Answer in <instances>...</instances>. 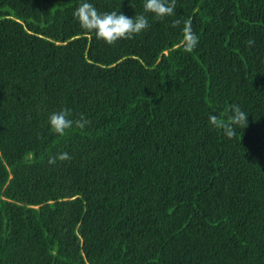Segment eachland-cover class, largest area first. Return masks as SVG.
I'll return each instance as SVG.
<instances>
[{"label":"trees","instance_id":"16d2710c","mask_svg":"<svg viewBox=\"0 0 264 264\" xmlns=\"http://www.w3.org/2000/svg\"><path fill=\"white\" fill-rule=\"evenodd\" d=\"M88 2L149 27L108 45L80 0H0V264H264V0ZM64 108L90 124L54 133Z\"/></svg>","mask_w":264,"mask_h":264},{"label":"clouds","instance_id":"9594fccd","mask_svg":"<svg viewBox=\"0 0 264 264\" xmlns=\"http://www.w3.org/2000/svg\"><path fill=\"white\" fill-rule=\"evenodd\" d=\"M177 0H144V13L153 14L157 19H164L175 14ZM73 18L79 23L82 30L94 33L98 40H103L108 45H113L120 39H132L135 35L147 30L149 20L145 14H139L134 17H127L121 12H99L88 0H80V3L73 11ZM172 27L181 25V20L176 19L171 22ZM182 31L181 47L186 52H192L198 42L199 37L192 30L191 21H184ZM254 40L249 39L247 46L251 47ZM226 119L211 114L208 117L209 124L216 130L231 138L235 135V127H245L247 124V113L241 110L239 105L226 106ZM72 113L69 109L64 108L58 112H52L48 116V123L51 130L63 136L66 130L73 127L83 129L90 121L80 115L78 119L70 118ZM70 160L68 153H60L58 156H51L48 160L49 164H55L56 161Z\"/></svg>","mask_w":264,"mask_h":264}]
</instances>
